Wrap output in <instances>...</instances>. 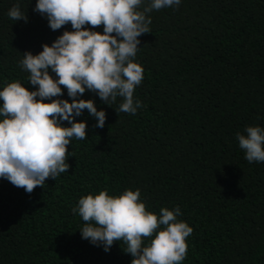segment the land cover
Wrapping results in <instances>:
<instances>
[{
	"label": "trees",
	"instance_id": "16d2710c",
	"mask_svg": "<svg viewBox=\"0 0 264 264\" xmlns=\"http://www.w3.org/2000/svg\"><path fill=\"white\" fill-rule=\"evenodd\" d=\"M17 3L27 23L8 17ZM35 5L0 0V88L19 80L34 90L23 53L72 30H51ZM148 15L135 58L143 107L117 113L121 98L109 106L86 91L107 118L97 128L87 110L77 117L87 139L68 145V172L30 194L0 178V264H131L123 242L105 252L82 239L72 209L90 193L137 188L146 210L179 206L193 228L182 264H264V162L249 163L236 139L264 127V0H182Z\"/></svg>",
	"mask_w": 264,
	"mask_h": 264
},
{
	"label": "clouds",
	"instance_id": "9594fccd",
	"mask_svg": "<svg viewBox=\"0 0 264 264\" xmlns=\"http://www.w3.org/2000/svg\"><path fill=\"white\" fill-rule=\"evenodd\" d=\"M145 2L36 0L33 10L47 19L51 30L69 23L72 30L43 44L38 54L23 53L19 65L29 73L34 90L19 80L0 88V178L30 194L48 178L68 172V145L73 139H87V122L77 117L87 110L97 128H103L107 118L93 99L82 98L86 91L109 106L121 98L117 113L136 114L143 107L134 97L144 79V69L135 60L139 37L150 32L149 13L178 7L182 0H147L141 10ZM7 15L16 22L28 20L19 3ZM101 25L102 32L94 30ZM64 89L69 99L62 98ZM236 139L249 163L264 162V127L247 126ZM140 197L137 188L119 195L105 189L79 198L72 212L84 222L79 229L82 239L105 252L114 242H123L131 264H182L193 228L178 219L179 206L154 213Z\"/></svg>",
	"mask_w": 264,
	"mask_h": 264
}]
</instances>
